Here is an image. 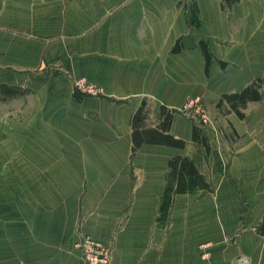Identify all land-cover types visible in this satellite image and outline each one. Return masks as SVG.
<instances>
[{
  "label": "crops",
  "instance_id": "0c3cea01",
  "mask_svg": "<svg viewBox=\"0 0 264 264\" xmlns=\"http://www.w3.org/2000/svg\"><path fill=\"white\" fill-rule=\"evenodd\" d=\"M194 5L199 26L189 24ZM22 33L28 69L48 74L31 80L28 94L43 99L29 118H44L45 133L99 128L112 141L95 144L94 155L77 150L70 157L58 140L50 149L58 153L31 158L37 167H60L50 178L34 177L57 209L52 218L45 211V225H3L0 264H85L77 248L85 235L111 245V264H264V88L243 118L227 102V113L216 107L224 95L264 79V0H0L6 103L22 95ZM201 41L209 44V72ZM82 78L102 95L75 94L72 81ZM199 96L216 107V125L205 128L209 152L193 141L194 121L175 115L169 134L184 148L144 143L133 153L132 119L142 107L146 127L157 128L162 108L178 110ZM177 156L196 159L212 190L178 195L162 224L167 172ZM67 214L74 225L49 224Z\"/></svg>",
  "mask_w": 264,
  "mask_h": 264
},
{
  "label": "rangeland",
  "instance_id": "374dc122",
  "mask_svg": "<svg viewBox=\"0 0 264 264\" xmlns=\"http://www.w3.org/2000/svg\"><path fill=\"white\" fill-rule=\"evenodd\" d=\"M22 22V25L28 24V22ZM24 34L25 33H22V95L17 101L10 103L3 102L0 99V158L2 159L4 157L6 162L5 165H0L1 233L3 232V225L48 224V221H46L47 215L44 214L45 211L50 210L47 211L50 216L53 213L52 210L57 209V204H54L55 199H52L53 197H51L52 195L50 192L47 193L44 191V188H36L38 183L37 181L34 182V177L35 175H42L50 178L49 175L52 174V171L57 168L60 169V167L51 165L37 167L31 165V158L40 159L52 157V155L58 153V151H52L50 149H52V144L57 143L58 140L68 147V150H64L63 152L66 156L70 157L75 156L77 150L85 155V157L94 155L93 153L95 150L92 147H94L95 144L97 145L99 143L100 145H104L105 143L112 141V136L100 133L98 131L99 128H97V130L78 131L76 128L74 129L70 127L68 129V127H65L66 129H63V134L45 133L46 127L44 124V118H37V121L29 118V112L32 107L34 108L35 104L39 105V102L43 99L40 92H37L36 94L37 102H35V98L30 96V93L28 94L31 80L45 77L48 74L45 75V70L28 69L31 63L28 60V53H23L24 44L28 42V37L24 36ZM49 76L51 77V74H49ZM79 80L80 79H73L72 81L75 94L80 93L83 94V96L98 97L80 91L76 86V83ZM32 88L35 89L36 86L35 88L34 86ZM42 88L44 87L42 86ZM39 89L40 87L37 88L38 91ZM33 97H35L34 91ZM189 104L193 106L190 108L188 107ZM211 107V103L205 102L203 97L199 96V98L195 97L186 100L178 110L167 111L171 112L172 116L181 115L187 119H191L196 124V127L202 130L205 135V128L207 126H210L212 123L216 125L213 109L219 107L221 113H227L228 111L224 105L222 107L219 105L215 108ZM148 120L149 124H155L154 117L151 116ZM71 147H74L75 149L73 150ZM77 147L80 149H77ZM16 158L19 159L18 161L20 164H14ZM131 159L132 157L129 158L132 165L133 159ZM70 202L71 199L65 201L64 208L66 210L71 208ZM46 207L48 209H46ZM124 214V217L126 218L128 215L127 211H124ZM52 217L54 216H50V218ZM74 218V214H67L65 215L64 221L58 222L54 220V222H50L49 224L74 225L71 223ZM78 253L82 256L79 249Z\"/></svg>",
  "mask_w": 264,
  "mask_h": 264
},
{
  "label": "trees",
  "instance_id": "16d2710c",
  "mask_svg": "<svg viewBox=\"0 0 264 264\" xmlns=\"http://www.w3.org/2000/svg\"><path fill=\"white\" fill-rule=\"evenodd\" d=\"M238 0H226L228 5ZM194 15L189 17V24L191 26H199L198 9L194 5ZM209 44L205 41H201L200 46L206 57L207 71L209 72L212 62V56L209 49ZM179 44L175 47L177 48ZM264 88V79H256V81L248 86L240 93L226 94L223 96L219 103L222 107L224 103H228L231 109L238 114L241 118L244 117L242 109L247 106L251 101H258L261 99L260 90ZM163 121L157 128L146 127V111L145 107H142L137 114L133 116L132 124L134 128L133 133V153L144 144H161L171 147L184 148L186 146L185 141L176 139L169 134L173 116L171 112H168L165 108H162ZM193 141L196 144H201L207 152L210 150L208 139L204 135L203 131L197 127H194ZM167 176L166 187L162 195V201L160 206V217L158 221L162 224H166L171 214V210L174 204V200L178 195H196L199 192L211 191L212 185L207 181L205 175L202 173L200 165L196 159L188 157H174L169 163V172Z\"/></svg>",
  "mask_w": 264,
  "mask_h": 264
},
{
  "label": "built area",
  "instance_id": "2783aa9c",
  "mask_svg": "<svg viewBox=\"0 0 264 264\" xmlns=\"http://www.w3.org/2000/svg\"><path fill=\"white\" fill-rule=\"evenodd\" d=\"M77 88L83 93H88L91 96L102 95V90L88 83L85 79H80L76 83ZM193 105H188L192 107ZM77 248L81 251L85 264H111L112 263V248L111 245L103 240L96 239L92 236H85L77 244Z\"/></svg>",
  "mask_w": 264,
  "mask_h": 264
}]
</instances>
